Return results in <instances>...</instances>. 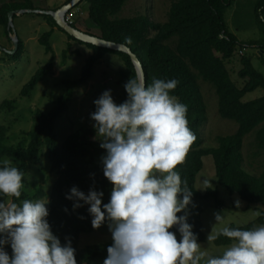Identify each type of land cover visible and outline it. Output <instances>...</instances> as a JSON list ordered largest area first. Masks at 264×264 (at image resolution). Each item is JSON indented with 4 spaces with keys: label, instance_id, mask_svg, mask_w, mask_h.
Instances as JSON below:
<instances>
[{
    "label": "trees",
    "instance_id": "trees-1",
    "mask_svg": "<svg viewBox=\"0 0 264 264\" xmlns=\"http://www.w3.org/2000/svg\"><path fill=\"white\" fill-rule=\"evenodd\" d=\"M71 1L64 0L55 10ZM128 1L81 0L68 13L78 15L74 9L84 2L89 4L88 11L87 6L83 4L79 11L81 15H85L84 18L80 17L75 21L72 17L70 23L90 35L129 46L144 66L148 85H151L154 79L179 81L170 94L187 105L188 126L195 134L196 140L190 146L184 162L177 165L176 171L180 173L182 181H187L193 192V203L188 206V222L193 225L192 230L197 234V242L202 243L206 240V234L202 219L203 209L197 199L213 198L217 207H224L226 202L220 198V187H224L232 195L239 194L241 199L249 204L261 203L264 206V171L260 175L250 173L244 166L243 153L245 136L255 130L259 148L257 150L264 152V96L250 101L243 100L248 92L259 87L264 88V72L254 65L251 57L243 56V67L239 75L247 79V83L241 88L231 77L227 62L234 56L239 38L230 31L226 14L234 0H172L165 21L153 20L147 14L120 17L119 13ZM21 8L38 7L31 0H0V24H7V36L13 32L8 29V13ZM261 9L262 15L264 0H258V13ZM44 16L53 28L43 33L40 41L47 53L54 54L51 36L56 26L64 29L52 15ZM93 29H97L98 32L91 31ZM261 29L262 38L251 43L264 52V23ZM68 36L91 50L81 77L63 80V91L53 100L49 111L36 109L32 115L34 121L32 129L24 131V138L17 143H10L9 129L0 123V167L8 162L10 166L17 167L24 174L21 197L3 196L0 199L21 204L26 199L33 201L43 199L42 197L47 196V191L50 190L51 200L46 207L49 209L47 219L53 233L62 244L67 242L66 238L71 240L77 264H103L108 256L107 248L113 241L89 245L84 249L79 247V243L81 234L108 229V222L106 221L99 229L93 228L92 216L88 212L89 205L74 208V200L67 199L66 195L73 186L85 194L90 189H95L104 192L102 204L109 202L113 185L103 174L101 160L106 150L100 147L101 140L94 128L95 121L90 116L87 122L67 134L62 143L58 137V134L63 133L59 123L69 111V105L78 88L93 77L96 63L102 61L105 56L119 63L116 73L119 76L117 84L122 86L119 94L120 103L128 98L124 85L132 77L138 76V73L131 56L126 52L88 43L69 33ZM129 37L130 43L127 39ZM24 50V41L20 39L15 54L9 53L7 49L4 53L8 58L16 59ZM76 51L82 53L80 49ZM64 53L66 55L68 49L64 50ZM111 55L118 56L121 60L112 58ZM4 58L3 56L0 60ZM66 61L64 57L63 62ZM54 68L55 55H52L50 61L41 66L22 87L20 95L31 98L38 84L54 73ZM200 78L215 88L219 96L221 116L234 120L239 125L235 133L217 136L218 146L203 145L202 127L208 121V112ZM107 86L112 88L109 84ZM15 102H18L17 98L4 99L0 108L12 111L16 108ZM95 110L96 105L93 103L90 114ZM206 155L213 156L219 187L215 189L209 187L206 191H200L196 185L197 176L203 169V157ZM44 157L46 163L40 166V170L45 172L44 170L48 168L57 175L48 189L27 179L31 166L38 164ZM81 203L83 204L82 201ZM258 224L264 225V209L256 221L245 225L232 223L227 227L249 230L257 228ZM214 242L218 245H230L235 241L221 235ZM5 250L11 257L10 245H5Z\"/></svg>",
    "mask_w": 264,
    "mask_h": 264
},
{
    "label": "clouds",
    "instance_id": "clouds-1",
    "mask_svg": "<svg viewBox=\"0 0 264 264\" xmlns=\"http://www.w3.org/2000/svg\"><path fill=\"white\" fill-rule=\"evenodd\" d=\"M68 12L66 21L73 15ZM14 36L18 35L12 32ZM19 40L18 36V48ZM178 83L154 79L148 85L139 75L124 85L128 98L123 103L114 101L111 89L94 101L96 110L90 114V107L89 116L106 150L101 160L103 174L113 185L110 200L102 204L103 191L90 189L85 194L75 186L66 198L74 200V208L89 205L93 228L108 222L113 243L103 264H264V227H224L208 241L222 235L235 243L220 256L201 251L188 222L193 192L176 171L196 140L188 126L187 105L170 94ZM23 178V172L5 162L0 167V197L20 198ZM47 203L0 199V264H77L71 240L62 244L51 230ZM215 219L220 222L223 216L217 213ZM174 225L179 226V241L176 232L169 231ZM5 245H10L11 257Z\"/></svg>",
    "mask_w": 264,
    "mask_h": 264
},
{
    "label": "rangeland",
    "instance_id": "rangeland-1",
    "mask_svg": "<svg viewBox=\"0 0 264 264\" xmlns=\"http://www.w3.org/2000/svg\"><path fill=\"white\" fill-rule=\"evenodd\" d=\"M31 1L39 10H55L63 4L64 0ZM171 2L172 0H129L119 13V16L130 17L138 14H147L156 21H165L167 20ZM83 4L87 6L88 11L89 4L87 2L82 3L74 9L78 15H72L74 17L73 20L76 21L80 17L84 18L85 15H81L79 11ZM257 5L258 0H234V4L228 9L226 14V21L230 31L239 38L235 55L227 62V66L233 81L241 88L247 83V79L241 78L239 75V71L243 67V56L251 57L254 65L264 72V52L251 43L253 40L262 38L261 27L263 28L264 12L261 15L263 11L261 9L258 13ZM44 15L35 11H26L10 17V13H8V29L12 20V31L24 41L25 46L23 53L16 59L5 56L4 52H6V49H14V42L11 34L7 36V24H0V58L5 57L4 60H0V104L4 99L17 98L18 101L14 103L16 108L12 111L0 108V123L8 127L10 143H17L22 140L24 131L32 129L34 125L32 115L36 109L42 108L45 111H49L54 102L53 100L63 91L64 79L81 77L83 68L91 54L89 48L71 40L68 33L57 26L51 36L54 54L47 53L45 46L40 41V37L43 33L52 30L53 26L49 24ZM91 31L98 32L97 29ZM66 49H68V53L65 55L64 50ZM77 49H80L82 53L79 54L76 51ZM240 50H244L243 55L240 54ZM52 55H55L54 73L38 84L31 98L21 96L22 87L41 66L50 61ZM261 56L263 59H261ZM64 57L67 60L65 63L63 62ZM111 57L121 60L115 55H111ZM104 59L96 63L93 77L77 90L76 96L70 103L69 111L62 117L59 128H62L60 130L63 133L62 135L58 134L60 143L65 141L67 134L89 120L91 105L105 90L111 89L114 101L120 104L119 94L122 91V86L117 84L119 76L116 73L119 63H115L108 57L106 61ZM108 84L112 88H109ZM200 84L208 112V121L202 127L203 145L207 147L218 146L217 136L233 134L239 125L236 121L221 116L219 112V96L213 85L202 78H200ZM262 96H264V88L259 87L254 91L248 92L243 100L250 101ZM257 148L255 130L245 136L243 146L244 166L254 175H260L264 171V152L257 150ZM45 161L44 157L38 164L32 165L27 179L33 184L42 185L45 189H48L57 178V175L48 168L44 170L45 172L40 170V166L45 165ZM203 161V169L197 176V188L200 191H206L209 187L212 189L219 187L213 156L206 155L203 157ZM50 194L49 190L47 191V196H43V199L40 200H48V205L51 200ZM220 198L226 202L224 207H217L213 198L197 199L203 209L202 219L206 234L205 242L199 244L201 245V251H205L209 256H220L231 246V244L218 245L214 241L209 242L207 239L209 235H216L224 227L232 223L245 225L256 221L259 217L257 212L261 213V210L264 209L261 203L249 204L241 199L239 194L232 195L224 187H220ZM237 200L240 201L239 207L236 206ZM217 213L223 216L220 222H216L215 214ZM258 227H264V225L258 224ZM169 231L176 232L179 241L180 234L178 230L173 226ZM108 241H113L109 228L99 229L94 232L81 234L79 247L84 249L89 245Z\"/></svg>",
    "mask_w": 264,
    "mask_h": 264
},
{
    "label": "water",
    "instance_id": "water-1",
    "mask_svg": "<svg viewBox=\"0 0 264 264\" xmlns=\"http://www.w3.org/2000/svg\"><path fill=\"white\" fill-rule=\"evenodd\" d=\"M81 0H72L69 4L63 6L62 8H60L59 10H31V9H19V10H15L10 12V17H12L15 13H23L26 11H35V12H39V13H44V14H48V15H52L54 17V19L56 20V22L58 23V25L60 27H62L67 33H69L70 35L74 36L75 38L88 42V43H92L98 46H103V47H108V48H113L115 50L118 51H123L126 52L127 54H129L132 58V61L134 62V65L136 67L138 76L139 75H143L145 80H146V73L144 70V66L141 62V60L139 59L138 55L126 44L123 43H119V42H115V41H110V40H106L104 38L101 37H97V36H93L90 35L84 31H81L79 29H77L76 27L70 25L66 20H65V14L70 11L71 9H73L75 6H77L80 3ZM11 26L12 25V20L10 23ZM15 46L13 50H8L9 53H15L17 51L18 48V36H14L13 37ZM174 227L178 230V225H174Z\"/></svg>",
    "mask_w": 264,
    "mask_h": 264
},
{
    "label": "built area",
    "instance_id": "built-area-1",
    "mask_svg": "<svg viewBox=\"0 0 264 264\" xmlns=\"http://www.w3.org/2000/svg\"><path fill=\"white\" fill-rule=\"evenodd\" d=\"M71 18H72L71 15H68V16H67V21H68L69 23L71 22Z\"/></svg>",
    "mask_w": 264,
    "mask_h": 264
}]
</instances>
